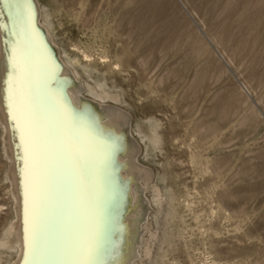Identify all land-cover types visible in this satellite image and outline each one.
Returning a JSON list of instances; mask_svg holds the SVG:
<instances>
[{
    "label": "rangeland",
    "instance_id": "374dc122",
    "mask_svg": "<svg viewBox=\"0 0 264 264\" xmlns=\"http://www.w3.org/2000/svg\"><path fill=\"white\" fill-rule=\"evenodd\" d=\"M28 1L0 0V264H79L93 221L90 264H264V0ZM19 49L43 121L80 148L38 258L5 109Z\"/></svg>",
    "mask_w": 264,
    "mask_h": 264
},
{
    "label": "snow or ice",
    "instance_id": "6c2138e0",
    "mask_svg": "<svg viewBox=\"0 0 264 264\" xmlns=\"http://www.w3.org/2000/svg\"><path fill=\"white\" fill-rule=\"evenodd\" d=\"M27 0H17L23 10ZM14 76L9 87V109L14 121V131L19 134L23 149L25 184V243L31 246L35 257L42 254L41 220L47 206V189L52 181L56 164L76 161L80 157L77 142L68 136L57 138L41 115L43 97L34 98L25 76L23 49L12 58ZM100 250L98 226L92 222L87 239L72 249L79 264H90Z\"/></svg>",
    "mask_w": 264,
    "mask_h": 264
},
{
    "label": "bare ground",
    "instance_id": "6f19581e",
    "mask_svg": "<svg viewBox=\"0 0 264 264\" xmlns=\"http://www.w3.org/2000/svg\"><path fill=\"white\" fill-rule=\"evenodd\" d=\"M5 109H6V115L8 116V115H10L9 114V108H8V104L5 106ZM4 109V110H5ZM11 116V115H10ZM49 119V115L47 116V120ZM54 121V120H53ZM50 123H52V122H50L49 120L47 121V126L50 128ZM53 124V123H52ZM16 148H17V146H16ZM62 190V189H61ZM63 191H65V190H63ZM54 192H56V193H58V189L57 190H55ZM55 194V193H54ZM60 194H63L62 192L60 193Z\"/></svg>",
    "mask_w": 264,
    "mask_h": 264
},
{
    "label": "water",
    "instance_id": "95a60500",
    "mask_svg": "<svg viewBox=\"0 0 264 264\" xmlns=\"http://www.w3.org/2000/svg\"><path fill=\"white\" fill-rule=\"evenodd\" d=\"M27 3H28V5H30V7H31V4L29 3L28 0H27ZM29 11H30V13H31V8H29ZM30 22H31V23H30V26H31L32 30L35 31V30H34V27H33L32 14H31V16H30ZM1 52H2V51H1ZM0 85H1V84H0ZM3 116H4V114H3ZM4 117H5V116H4ZM7 125H8V122H7ZM23 260H24V258H23ZM20 261H21V260H20ZM20 261H19V262H20Z\"/></svg>",
    "mask_w": 264,
    "mask_h": 264
}]
</instances>
